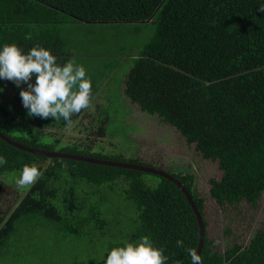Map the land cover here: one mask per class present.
<instances>
[{
  "label": "trees",
  "instance_id": "1",
  "mask_svg": "<svg viewBox=\"0 0 264 264\" xmlns=\"http://www.w3.org/2000/svg\"><path fill=\"white\" fill-rule=\"evenodd\" d=\"M262 8L264 0H0V44L15 43L25 53L40 44L64 64L74 55L59 38L63 25L156 24L155 36L138 53L128 74L126 97L142 111L176 128L204 159L219 164L222 179L211 181V197L219 205L247 202L255 208L264 193ZM61 15L68 22L61 21ZM29 34L32 39H26ZM7 86L22 105L21 89L11 81L0 80V88ZM22 87L26 89L27 85ZM1 103L0 118L9 122ZM32 121L39 133L36 137L14 138L1 128L0 132L28 149L153 168L138 160L90 153L79 144L53 152L50 145L43 143V137L50 134L47 129L65 127L64 121L39 117H32ZM0 154L7 160L0 167V179L15 178V174L17 178L25 164L34 163L43 172L10 217L0 219V256L16 234L30 227L57 226L66 237H77L83 226L93 223L104 232L107 223L100 206L92 205L89 215L82 216L79 187L112 188L120 181L128 186L124 187L125 194L140 212L141 225L133 241L149 235L156 246L165 249L169 264H191L185 249L199 251L201 230L197 215L186 194L169 179L153 175L161 183L152 188L145 181V176L152 174L71 158H50L15 147L2 137ZM170 175L189 192L203 219V264H264V230L248 247L234 246L224 254L218 253L208 237L204 200L195 193L192 176ZM61 182L68 187L62 201ZM177 240H183L184 246L178 247Z\"/></svg>",
  "mask_w": 264,
  "mask_h": 264
},
{
  "label": "rangeland",
  "instance_id": "2",
  "mask_svg": "<svg viewBox=\"0 0 264 264\" xmlns=\"http://www.w3.org/2000/svg\"><path fill=\"white\" fill-rule=\"evenodd\" d=\"M58 18L68 22L65 16ZM70 26L60 27L59 38L73 50L71 60L86 68L93 84V99L91 107L82 110L70 129L61 126L47 129L50 134H45L43 143L50 145L53 152L79 144L97 155L138 160L167 174L191 175L195 193L204 200L207 233L214 242V250L224 254L234 246L248 247L255 235L264 230V193L255 208L247 202L219 205L211 197V181H220L223 176L219 164L204 159L176 128L124 97L128 74L138 53L155 36L156 24ZM0 101L6 113L3 115L9 119L5 122L0 118L2 130L14 138L39 135L34 130L32 117L16 102L8 86L0 92ZM16 176L0 179V219L10 217L31 187L18 188ZM145 181L152 188L161 183L153 175L145 176ZM64 185L61 182L59 188L61 201L68 188ZM124 187L126 183L120 181L112 188L86 185L78 189L79 202L83 203L82 216L89 215L92 205L100 206L102 219L107 223L104 232L97 230L93 223L83 226L82 234L77 237H66L57 226L46 224L22 229L0 256V264H103L110 248L125 241L134 242L133 234L141 225L140 212L125 194L128 186Z\"/></svg>",
  "mask_w": 264,
  "mask_h": 264
},
{
  "label": "clouds",
  "instance_id": "3",
  "mask_svg": "<svg viewBox=\"0 0 264 264\" xmlns=\"http://www.w3.org/2000/svg\"><path fill=\"white\" fill-rule=\"evenodd\" d=\"M26 39H32L31 35ZM0 80L11 81L21 89L19 95L29 117L63 120L66 129L71 128L74 115L91 107L93 84L84 65L74 60L60 64L51 50L40 44L26 53L15 43L0 44ZM3 91L0 88V92ZM6 163L5 156L0 154V167ZM42 176L43 172L34 163L25 164L15 184L21 189L28 188ZM176 244L184 246L183 240H177ZM185 251L191 264H203L195 248ZM169 259L163 247L156 246L149 235H142L134 242L125 241L122 246L110 248L103 257V264H169Z\"/></svg>",
  "mask_w": 264,
  "mask_h": 264
},
{
  "label": "water",
  "instance_id": "4",
  "mask_svg": "<svg viewBox=\"0 0 264 264\" xmlns=\"http://www.w3.org/2000/svg\"><path fill=\"white\" fill-rule=\"evenodd\" d=\"M0 137H2L4 140L8 141L10 144H12L15 147H18L20 149L23 150H28L34 154H39V155H44L50 158H71L74 160H78V161H82V162H88V163H94V164H100V165H106V166H111V167H121V168H125V169H133V170H138L144 173H148V174H152V175H157L160 177H164L166 179H169L171 181H173L175 184H177L181 190L186 194L190 204L192 205L197 218L199 220V224H200V230H201V241H200V247H199V251L198 254H200L202 256V251L204 248V241H205V236H206V229L203 223V219L201 218V214L199 213L191 195L189 194V192L185 189V187L182 185L181 182H179L178 180L174 179L173 177H171V175L154 169V168H149V167H145V166H139V165H130V164H123V163H115V162H108V161H100V160H96V159H92V158H87V157H77V156H70V155H63V154H59V153H47V152H42V151H37L34 149H28L26 147H23L22 145L13 142L10 138L4 136L1 132H0Z\"/></svg>",
  "mask_w": 264,
  "mask_h": 264
},
{
  "label": "crops",
  "instance_id": "5",
  "mask_svg": "<svg viewBox=\"0 0 264 264\" xmlns=\"http://www.w3.org/2000/svg\"><path fill=\"white\" fill-rule=\"evenodd\" d=\"M123 81H124V80H123ZM120 88H122L121 85H120ZM124 97L127 98L126 95H125Z\"/></svg>",
  "mask_w": 264,
  "mask_h": 264
}]
</instances>
